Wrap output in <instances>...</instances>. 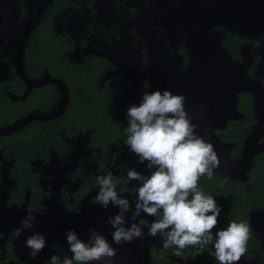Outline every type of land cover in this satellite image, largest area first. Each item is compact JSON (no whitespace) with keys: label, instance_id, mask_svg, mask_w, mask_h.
I'll return each mask as SVG.
<instances>
[{"label":"flooded vegetation","instance_id":"flooded-vegetation-1","mask_svg":"<svg viewBox=\"0 0 264 264\" xmlns=\"http://www.w3.org/2000/svg\"><path fill=\"white\" fill-rule=\"evenodd\" d=\"M194 33L200 42H217L248 81L236 93L238 117L211 129L231 146L228 160L235 164L258 123L257 98L264 91V0H0V128L30 114L45 117L0 134V264H50L53 254L71 257L65 231L77 232L76 226L101 208L95 203L96 177L125 178L129 169L150 174L124 143L125 106L132 104L123 97L132 93L134 73L143 93H151L157 43L180 57L185 72L192 64L187 44ZM81 90L93 92L101 107L85 114L84 101L72 100ZM34 121L46 129L34 133ZM258 144L264 145V133ZM249 172L234 179L216 170L200 187L229 210L234 181L246 182ZM218 175L231 185L227 196L217 192ZM137 186L133 181L117 191L132 197ZM28 214L38 223L10 239ZM219 217L227 227V216ZM139 224L149 222L142 218ZM33 233L47 240L35 257L24 243ZM196 250L189 246L178 257L174 247L164 250L154 243L149 256L154 264H213L207 250L205 255Z\"/></svg>","mask_w":264,"mask_h":264},{"label":"clouds","instance_id":"clouds-1","mask_svg":"<svg viewBox=\"0 0 264 264\" xmlns=\"http://www.w3.org/2000/svg\"><path fill=\"white\" fill-rule=\"evenodd\" d=\"M186 102L183 94L156 90L144 92L139 106L128 107L124 143L138 157V163L151 170L150 174L129 169L125 178L111 173L97 176L95 203L105 210L110 206L118 209L106 220L117 246L144 237V229L136 221L145 214L153 217L148 235L162 237L164 250L174 247V254L180 257L189 246L203 253L212 245L211 254L218 264H237L247 252L251 226L247 222H231L227 228H218L222 206L201 189L200 181L205 176L211 179L221 161L213 143L197 131L199 125L193 122ZM200 110L202 115L203 105ZM133 181L138 186L130 190V201L118 193L117 187ZM34 223H38L37 217L26 215L21 220L22 227L13 230L10 239H18ZM64 235L72 255L53 254L50 264H113L117 256V249L96 229L90 230L87 241L73 229ZM24 243L33 257L47 246L42 233H33Z\"/></svg>","mask_w":264,"mask_h":264},{"label":"water","instance_id":"water-1","mask_svg":"<svg viewBox=\"0 0 264 264\" xmlns=\"http://www.w3.org/2000/svg\"><path fill=\"white\" fill-rule=\"evenodd\" d=\"M194 36H198V34L194 33L187 44L191 51L192 64L183 73L180 57L169 56L166 48L157 43V47L151 56L153 64L151 92L170 90L174 95H185L187 97L186 108L189 114L194 117L193 122L199 125L197 131L206 140L213 143L218 153L221 161L218 170L234 179H245L253 165L255 156L264 150V145L258 144V140L264 133V91L260 92L257 98L256 115L258 123L245 143L241 159L235 164L231 163L228 160V150L231 146L221 141L211 129L223 127L230 118L238 117L236 93L245 90L248 81L239 66L231 61L228 54L220 50L217 42H205L204 40L200 42L199 37L197 39ZM130 77L134 82L132 93L124 95L123 100L139 106L143 95L141 78L136 73ZM65 94L59 113L63 111L66 104L67 92ZM201 105L204 106L202 115ZM128 107L125 106V109ZM36 117L45 118L30 114L9 128H0V134L9 133ZM127 198L132 200V197L127 196ZM117 211V208L111 206L107 210L100 208L92 211L87 223L76 226L79 238L87 241L90 230L96 229L104 234L112 246L117 249V256L113 264H154L149 256V247L154 243L162 244V239L160 236L153 238L148 235V227L153 217L142 214L141 217L137 218L136 223L138 224L142 218L149 222L148 226H142L145 233L142 239H137L131 244L117 246L112 242L111 226L106 224L107 217L115 215ZM218 219V228H227L222 224L220 217ZM250 222L261 242L264 259V210L253 211L250 214ZM130 223L131 221H129ZM213 231L215 232L216 229ZM92 264H96V262H92ZM237 264H252V261L247 258L245 253Z\"/></svg>","mask_w":264,"mask_h":264},{"label":"trees","instance_id":"trees-1","mask_svg":"<svg viewBox=\"0 0 264 264\" xmlns=\"http://www.w3.org/2000/svg\"><path fill=\"white\" fill-rule=\"evenodd\" d=\"M83 88V86H81ZM82 93H74L73 101L76 104V100L84 101L82 104L84 107V113L89 114L91 111L98 110L102 103L100 101L94 102L93 92L81 90ZM84 95V96H83ZM83 99V100H82ZM89 108V110H88ZM92 109V110H90ZM32 131L34 133H39L46 128L41 125L39 121H34L32 124ZM32 134V133H30ZM220 181L215 180V184L219 185L221 189H217V192L224 191V196H227L228 191L230 190V183L228 181H224V178L221 175H218ZM235 189H234V206L229 210L223 209L222 213H224L227 217L223 220L224 224L227 226L231 222H247L251 226V236L247 245L246 256L249 260L252 261V264H264L263 259V250L262 245L259 238L256 236V233L251 225L249 214L256 210H264V152L259 154L252 166L251 171L249 172V178L246 182L234 181ZM203 189V188H202ZM206 194L213 193L204 191ZM221 201V200H220ZM225 199L222 198L224 203ZM222 208H225L224 204H220ZM211 256V261L213 264H218L215 257L211 254L209 247L206 249ZM196 255H201L199 250L194 251ZM205 255V253H203Z\"/></svg>","mask_w":264,"mask_h":264}]
</instances>
